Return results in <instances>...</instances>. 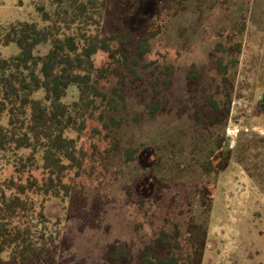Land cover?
I'll list each match as a JSON object with an SVG mask.
<instances>
[{
  "label": "rangeland",
  "instance_id": "obj_1",
  "mask_svg": "<svg viewBox=\"0 0 264 264\" xmlns=\"http://www.w3.org/2000/svg\"><path fill=\"white\" fill-rule=\"evenodd\" d=\"M34 1L0 0V24L38 19ZM131 1L118 0L126 16L116 25L113 16L106 29L133 37L122 47L128 60L119 53L102 82L109 92L124 88L115 112L120 123L107 127L95 111L79 141L88 155L85 174L66 200L46 204L56 264H139L140 250L159 231L191 222L208 229L203 264H264V0ZM159 15L156 36L140 57L139 36ZM238 41L240 54L230 47ZM18 50L15 44L1 48L4 56ZM220 58L231 65V111L225 124L207 128L194 113L222 80ZM95 61L105 64L107 54L97 53ZM165 78L172 81L168 89ZM157 88L168 104L152 117L147 105ZM77 97L71 88L68 98ZM222 135L228 146L213 156L218 168L206 172ZM113 137L119 151L103 158ZM127 149H138L136 160L126 159ZM10 173L0 162V183ZM119 243L131 246L132 261L107 257Z\"/></svg>",
  "mask_w": 264,
  "mask_h": 264
},
{
  "label": "trees",
  "instance_id": "obj_2",
  "mask_svg": "<svg viewBox=\"0 0 264 264\" xmlns=\"http://www.w3.org/2000/svg\"><path fill=\"white\" fill-rule=\"evenodd\" d=\"M183 1L178 0L180 5ZM33 5L38 19L0 24V162L11 169L0 183V264H56L57 238L53 233L46 237L45 229L52 223L46 204L66 200L85 174L88 155L79 141L95 111L100 110L107 127L120 123L115 112L118 99L125 100L124 88L116 86L109 92L102 82L120 61L119 53L128 60L130 53L122 47L133 38L114 29L106 32L113 16V25L126 16L119 14L118 0H36ZM161 17L140 34L136 50L140 57L149 51ZM10 44L19 50L4 56L1 48ZM230 47L240 54L242 41ZM99 52L108 57L101 66L95 61ZM218 64L222 80L194 113L196 123L207 128L225 124L231 111L233 84L227 77L231 65L224 58ZM231 64L237 67L239 58ZM195 72V68L189 72V82ZM171 84V79L163 80L166 89ZM71 88L78 91L76 99L68 98ZM161 94L157 88L147 105L152 117L168 104ZM227 146L225 135L216 139L204 163L206 172L218 168L213 156ZM118 151V139L113 137L102 157ZM125 153L128 161L138 157V149ZM207 240L208 229L202 224L174 223L140 250L139 264H203ZM107 257L130 262L133 249L128 243L115 244Z\"/></svg>",
  "mask_w": 264,
  "mask_h": 264
}]
</instances>
